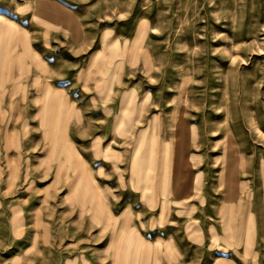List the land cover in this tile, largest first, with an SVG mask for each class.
<instances>
[{
  "label": "rangeland",
  "instance_id": "1",
  "mask_svg": "<svg viewBox=\"0 0 264 264\" xmlns=\"http://www.w3.org/2000/svg\"><path fill=\"white\" fill-rule=\"evenodd\" d=\"M0 264H264V0H0Z\"/></svg>",
  "mask_w": 264,
  "mask_h": 264
}]
</instances>
